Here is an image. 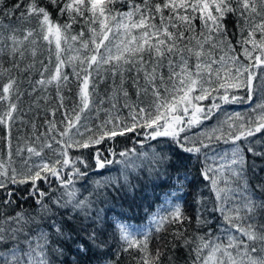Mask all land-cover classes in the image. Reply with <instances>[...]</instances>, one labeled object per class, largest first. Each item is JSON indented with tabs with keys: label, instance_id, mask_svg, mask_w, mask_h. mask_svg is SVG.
I'll return each instance as SVG.
<instances>
[{
	"label": "snow or ice",
	"instance_id": "obj_1",
	"mask_svg": "<svg viewBox=\"0 0 264 264\" xmlns=\"http://www.w3.org/2000/svg\"><path fill=\"white\" fill-rule=\"evenodd\" d=\"M0 193V264H264V0H0Z\"/></svg>",
	"mask_w": 264,
	"mask_h": 264
},
{
	"label": "trees",
	"instance_id": "obj_2",
	"mask_svg": "<svg viewBox=\"0 0 264 264\" xmlns=\"http://www.w3.org/2000/svg\"><path fill=\"white\" fill-rule=\"evenodd\" d=\"M245 107H247V105H233V106L228 107L227 110L240 109V108H245ZM128 146L131 147L132 145L129 144ZM119 147L123 148L124 144L121 143ZM113 167H114V170H113L112 175H116L115 169L119 168V166L116 165ZM92 175L96 176V173H92ZM192 175L193 176L196 175L194 170H193ZM195 183H198V182L194 181V184ZM12 187H15V186H12ZM0 195H3V193H0ZM165 200H166V195H165L164 189L158 188L156 189L155 192H152L151 188H149L148 193L146 194L145 197L137 199L138 206L133 207L131 210H129L127 205L121 208L119 206V202H116V204L114 205V213L115 212L124 213L126 216L130 217V219L125 221L126 223L142 228L149 224L152 214H154L157 210H161L163 206H166ZM188 200L189 202H191V195L188 196ZM114 213H110L109 215L111 216Z\"/></svg>",
	"mask_w": 264,
	"mask_h": 264
},
{
	"label": "rangeland",
	"instance_id": "obj_3",
	"mask_svg": "<svg viewBox=\"0 0 264 264\" xmlns=\"http://www.w3.org/2000/svg\"><path fill=\"white\" fill-rule=\"evenodd\" d=\"M246 109V107L245 108H240V109H232V110H228V111H244Z\"/></svg>",
	"mask_w": 264,
	"mask_h": 264
}]
</instances>
